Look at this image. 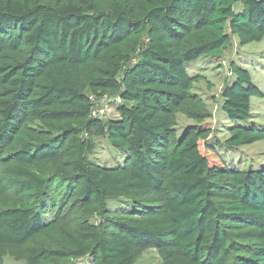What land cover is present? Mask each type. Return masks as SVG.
I'll return each instance as SVG.
<instances>
[{"label":"trees","instance_id":"obj_1","mask_svg":"<svg viewBox=\"0 0 264 264\" xmlns=\"http://www.w3.org/2000/svg\"><path fill=\"white\" fill-rule=\"evenodd\" d=\"M230 34L264 38V0H0V245L27 264H264V167L220 151L264 140L261 88L230 64L220 142L187 69Z\"/></svg>","mask_w":264,"mask_h":264},{"label":"rangeland","instance_id":"obj_2","mask_svg":"<svg viewBox=\"0 0 264 264\" xmlns=\"http://www.w3.org/2000/svg\"><path fill=\"white\" fill-rule=\"evenodd\" d=\"M237 63L245 66L253 77V81L261 88L262 96L251 98V120L264 123V38L258 42L241 44L237 36L230 34L228 45L221 55L205 56L188 64V71L202 75V79L195 82L192 91L196 93L210 111L212 117L209 124L217 126V139L223 142L227 136L226 126L230 122L220 112L221 90L226 78L230 80V64ZM106 105V116L117 115L115 106ZM192 123V120L183 114L175 116V131L179 133L185 125ZM229 162L242 167L251 165L252 167H264V140L244 145L235 149H228L222 146L220 150ZM96 162L103 165H113L119 155L108 146L105 141H100L98 147L91 155ZM111 203V202H110ZM51 216V215H50ZM0 256L2 264H27L12 247L0 245ZM135 264H162L159 256L153 248L143 249L135 253ZM75 264H90L88 258L78 260Z\"/></svg>","mask_w":264,"mask_h":264},{"label":"built area","instance_id":"obj_3","mask_svg":"<svg viewBox=\"0 0 264 264\" xmlns=\"http://www.w3.org/2000/svg\"><path fill=\"white\" fill-rule=\"evenodd\" d=\"M101 105V106H100ZM106 105L104 104V101L98 103L92 110L93 114L98 113L99 115H105L106 114Z\"/></svg>","mask_w":264,"mask_h":264}]
</instances>
